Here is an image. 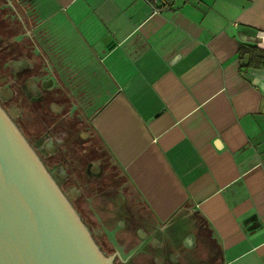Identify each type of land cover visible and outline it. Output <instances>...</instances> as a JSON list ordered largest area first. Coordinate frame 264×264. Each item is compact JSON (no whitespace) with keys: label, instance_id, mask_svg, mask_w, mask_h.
<instances>
[{"label":"crops","instance_id":"crops-1","mask_svg":"<svg viewBox=\"0 0 264 264\" xmlns=\"http://www.w3.org/2000/svg\"><path fill=\"white\" fill-rule=\"evenodd\" d=\"M17 1L159 226L191 200L223 264H264V69L239 57L264 0Z\"/></svg>","mask_w":264,"mask_h":264},{"label":"flooded vegetation","instance_id":"flooded-vegetation-1","mask_svg":"<svg viewBox=\"0 0 264 264\" xmlns=\"http://www.w3.org/2000/svg\"><path fill=\"white\" fill-rule=\"evenodd\" d=\"M30 31L18 1L0 0V109L64 196L72 204L84 196L86 206L75 210L102 256L110 264H220L203 229L177 240L134 195H125L123 176L100 157L85 112L90 103L81 105L75 80L65 86L61 58L52 63ZM93 197L113 198L112 211L99 216L89 204Z\"/></svg>","mask_w":264,"mask_h":264},{"label":"water","instance_id":"water-1","mask_svg":"<svg viewBox=\"0 0 264 264\" xmlns=\"http://www.w3.org/2000/svg\"><path fill=\"white\" fill-rule=\"evenodd\" d=\"M111 161L128 186L125 195H134L158 224L112 157ZM112 199L93 197L89 204L104 216L112 211ZM75 204L86 206L84 196L73 204L64 196L0 109V264H110L79 219ZM194 207L188 201L163 229L169 228L177 240L203 229L223 264L220 240Z\"/></svg>","mask_w":264,"mask_h":264},{"label":"trees","instance_id":"trees-1","mask_svg":"<svg viewBox=\"0 0 264 264\" xmlns=\"http://www.w3.org/2000/svg\"><path fill=\"white\" fill-rule=\"evenodd\" d=\"M150 4H154L155 0H147ZM239 57L241 59L246 58L245 65L243 67L264 69V50L258 49L257 47L250 45H241L239 48ZM96 140V139H95ZM98 149L100 150V157H106L112 164L111 157L106 149L102 146L98 140ZM117 185V184H116Z\"/></svg>","mask_w":264,"mask_h":264},{"label":"built area","instance_id":"built-area-1","mask_svg":"<svg viewBox=\"0 0 264 264\" xmlns=\"http://www.w3.org/2000/svg\"><path fill=\"white\" fill-rule=\"evenodd\" d=\"M161 6H168L170 7L172 5V0H160ZM158 9H154V12H157Z\"/></svg>","mask_w":264,"mask_h":264}]
</instances>
